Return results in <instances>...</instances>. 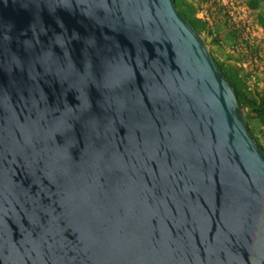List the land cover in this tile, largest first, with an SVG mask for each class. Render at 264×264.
I'll list each match as a JSON object with an SVG mask.
<instances>
[{"label":"water","instance_id":"water-1","mask_svg":"<svg viewBox=\"0 0 264 264\" xmlns=\"http://www.w3.org/2000/svg\"><path fill=\"white\" fill-rule=\"evenodd\" d=\"M0 264H264V151L174 0H0Z\"/></svg>","mask_w":264,"mask_h":264},{"label":"rangeland","instance_id":"rangeland-1","mask_svg":"<svg viewBox=\"0 0 264 264\" xmlns=\"http://www.w3.org/2000/svg\"><path fill=\"white\" fill-rule=\"evenodd\" d=\"M236 91L264 151V0H174Z\"/></svg>","mask_w":264,"mask_h":264},{"label":"trees","instance_id":"trees-1","mask_svg":"<svg viewBox=\"0 0 264 264\" xmlns=\"http://www.w3.org/2000/svg\"><path fill=\"white\" fill-rule=\"evenodd\" d=\"M180 12V11H179ZM181 13V12H180ZM182 14V13H181ZM183 17L185 18V20H187V22L192 26V23H190V21L188 20V19H186V17L183 15ZM193 27V26H192ZM194 28V27H193ZM195 29V28H194ZM196 30V29H195ZM222 73V72H221ZM223 74V73H222ZM223 76H224V74H223ZM225 77V76H224ZM226 78V77H225ZM226 80L228 81V79L226 78ZM228 83L230 84V86L232 87V85H231V83L228 81ZM232 89H233V87H232ZM233 91H234V89H233ZM234 93H235V96H236V98H237V101H238V97H237V94H236V91H234ZM238 104H239V101H238Z\"/></svg>","mask_w":264,"mask_h":264}]
</instances>
